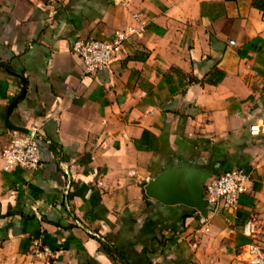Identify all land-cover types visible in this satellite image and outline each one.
<instances>
[{
  "label": "crops",
  "instance_id": "obj_1",
  "mask_svg": "<svg viewBox=\"0 0 264 264\" xmlns=\"http://www.w3.org/2000/svg\"><path fill=\"white\" fill-rule=\"evenodd\" d=\"M128 37L87 73L77 39ZM15 125L41 162L4 169ZM264 0H0V264H252L264 222ZM183 163L250 176L239 206L164 204L149 181ZM205 183V184H206ZM44 248L50 250L44 253Z\"/></svg>",
  "mask_w": 264,
  "mask_h": 264
},
{
  "label": "built area",
  "instance_id": "obj_2",
  "mask_svg": "<svg viewBox=\"0 0 264 264\" xmlns=\"http://www.w3.org/2000/svg\"><path fill=\"white\" fill-rule=\"evenodd\" d=\"M136 23L126 28L117 29L106 39L86 38L77 39L72 45V51L82 60L87 73H96L111 66L123 42L133 34H142L147 22L140 14L133 15ZM31 133L13 130L8 144L2 149L1 156L4 169L12 170L20 166L26 169H35L41 162L39 135L36 130ZM250 133L255 136H264V122L250 125ZM250 189V176L242 169H232L218 176L212 177L205 184L204 200L208 209L233 208L239 206L240 198ZM205 230L210 229L208 218L201 217ZM244 233L252 239L246 254L252 264H264V222L257 226L252 222L245 225ZM44 253H50L44 248Z\"/></svg>",
  "mask_w": 264,
  "mask_h": 264
},
{
  "label": "water",
  "instance_id": "obj_3",
  "mask_svg": "<svg viewBox=\"0 0 264 264\" xmlns=\"http://www.w3.org/2000/svg\"><path fill=\"white\" fill-rule=\"evenodd\" d=\"M13 73L21 78L22 88L19 95L7 107L5 124L10 130L31 133V129L15 125L10 121V114L26 88L24 77L19 73ZM212 173L213 170L211 172L207 170L201 172L196 167L190 168L187 163H183L176 168L168 165L159 176L149 181L146 191L148 195L164 204L182 203L199 209L201 214L207 217L209 209L204 200V187Z\"/></svg>",
  "mask_w": 264,
  "mask_h": 264
}]
</instances>
